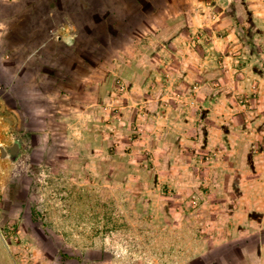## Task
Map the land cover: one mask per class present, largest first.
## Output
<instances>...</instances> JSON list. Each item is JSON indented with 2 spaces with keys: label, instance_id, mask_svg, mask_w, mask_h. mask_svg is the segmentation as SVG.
Masks as SVG:
<instances>
[{
  "label": "rangeland",
  "instance_id": "obj_1",
  "mask_svg": "<svg viewBox=\"0 0 264 264\" xmlns=\"http://www.w3.org/2000/svg\"><path fill=\"white\" fill-rule=\"evenodd\" d=\"M31 1L26 29L48 10ZM82 1L55 12L54 27L63 12L81 27L59 56L63 85L51 79L52 99L24 104L34 127L58 108L70 123L51 120L47 142L0 133L27 139L16 162L0 159L13 225L0 264H219L253 252L264 240V0H109L110 16L92 22L103 8ZM10 43L0 98L12 105L35 88L12 82L27 53Z\"/></svg>",
  "mask_w": 264,
  "mask_h": 264
},
{
  "label": "crops",
  "instance_id": "obj_2",
  "mask_svg": "<svg viewBox=\"0 0 264 264\" xmlns=\"http://www.w3.org/2000/svg\"><path fill=\"white\" fill-rule=\"evenodd\" d=\"M39 1V0H38ZM138 3H141L139 0H134ZM39 2H43L47 6V11L44 13H40L37 9V12H33L29 19L44 21L43 24H38L37 27L26 29L23 27V10H30L33 6V2L28 0L26 2H21V0H0V5L14 4L15 10L11 14H4L3 11H0V28L2 30V46H0V52H8L13 51L14 48L10 43L11 40L17 39L20 40V44H16L17 52H25L27 56L23 60L20 65L18 71L13 76V83H16L19 87H27V88H35L33 93H29L27 95L19 94V92H15L12 99L15 101L14 104H8L3 98H0V133L6 131L7 128H11L12 132L25 133L26 137L32 139L37 138L41 142H47L49 140L50 134L54 132L50 123L51 120H59L64 121L65 123H70L72 116L71 114H67L64 118L58 115V112L61 109H54L55 111H51L48 115H45L43 118V126L42 127H34L33 121L29 118L31 115L27 112V106L24 104H36V101L40 100H50L52 99V90L44 89L45 83L49 82L51 79L53 80V84H58L59 87L63 85V81L66 78L65 74H61V66H64L65 63L59 59V56L63 53L64 45H72V38L77 37L81 31V27L78 25L79 22L74 20L73 18H69L64 12L59 17L57 26H53L56 20V9L61 7V5H65L67 0H40ZM128 5H131L130 1L125 0ZM97 3L103 8L99 14H110L113 12L110 9L109 0H97ZM79 4L81 7L86 8L85 4H89L85 1L80 0ZM83 4V5H82ZM21 8V11L19 9ZM2 9V7H0ZM107 16V17H108ZM102 17V15H101ZM100 15L98 17H92L90 21L101 18ZM106 17V18H107ZM85 25L84 23H82ZM4 26V27H3ZM106 27V25H105ZM5 28V29H4ZM39 39L40 42L31 49H22L21 45L31 44V41L34 39ZM53 39L56 41L54 42ZM26 41L25 44L23 42ZM46 54H50L53 56H58V60H45L44 57ZM7 67L5 64L3 68ZM34 68L32 74L29 76L28 74L24 75L21 73L23 68ZM36 114L42 115L43 111H39L38 108L33 107ZM10 117V123L5 119L6 116ZM66 133V132H65ZM8 136H0V142L8 143L13 141L14 139H7ZM25 137V136H24ZM17 137L16 139L20 140L22 145L27 142L26 138ZM65 137L68 139L69 136L67 133ZM29 142V141H28ZM244 209L241 207L236 211V215L239 212H242ZM253 209H250V211ZM248 211V210H246ZM252 212V211H251ZM236 222V221H235ZM238 226L241 227L240 223ZM260 231L264 229V213L261 215L260 227L258 228ZM219 245L223 243H218ZM254 252V257H251ZM249 251L247 245H243L240 247V258L235 262L228 263L224 262L221 259L218 260L219 264H264V240L261 237L256 242V248L254 251Z\"/></svg>",
  "mask_w": 264,
  "mask_h": 264
},
{
  "label": "water",
  "instance_id": "obj_3",
  "mask_svg": "<svg viewBox=\"0 0 264 264\" xmlns=\"http://www.w3.org/2000/svg\"><path fill=\"white\" fill-rule=\"evenodd\" d=\"M22 147L23 145L18 139L8 143L0 142V159L16 162L22 153Z\"/></svg>",
  "mask_w": 264,
  "mask_h": 264
},
{
  "label": "built area",
  "instance_id": "obj_4",
  "mask_svg": "<svg viewBox=\"0 0 264 264\" xmlns=\"http://www.w3.org/2000/svg\"><path fill=\"white\" fill-rule=\"evenodd\" d=\"M5 228L6 229L9 228V232H10L13 229V225H10V224L6 225L3 223V186H2L1 177H0V234L5 241H8L7 233H5L4 231Z\"/></svg>",
  "mask_w": 264,
  "mask_h": 264
},
{
  "label": "trees",
  "instance_id": "obj_5",
  "mask_svg": "<svg viewBox=\"0 0 264 264\" xmlns=\"http://www.w3.org/2000/svg\"><path fill=\"white\" fill-rule=\"evenodd\" d=\"M67 1H68V0H67ZM78 1H80V0H77V2H78ZM106 1H107V0H106ZM89 7H90V5H88V7H86V9L89 8ZM99 15H100V17H101V15H102V17H101V21L105 20L106 17L108 16V14H102V13L99 14ZM104 25H105V24H104ZM94 37H95V36H94Z\"/></svg>",
  "mask_w": 264,
  "mask_h": 264
}]
</instances>
